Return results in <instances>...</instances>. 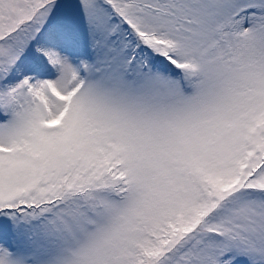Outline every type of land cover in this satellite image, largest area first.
<instances>
[{"label":"snow or ice","instance_id":"6c2138e0","mask_svg":"<svg viewBox=\"0 0 264 264\" xmlns=\"http://www.w3.org/2000/svg\"><path fill=\"white\" fill-rule=\"evenodd\" d=\"M0 264H264V0H0Z\"/></svg>","mask_w":264,"mask_h":264}]
</instances>
